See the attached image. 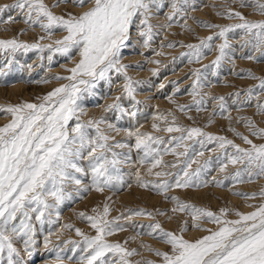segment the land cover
<instances>
[{"label":"snow or ice","instance_id":"1","mask_svg":"<svg viewBox=\"0 0 264 264\" xmlns=\"http://www.w3.org/2000/svg\"><path fill=\"white\" fill-rule=\"evenodd\" d=\"M69 2L86 10L81 13L56 15L44 0H16L14 4L0 6V15L5 11L19 10L26 24L30 27L39 26L48 35H51L55 29L66 32L61 39L54 41V49L52 44H29L13 38L0 40V50L15 53L21 49L24 51L36 49L42 52L47 48L69 57L72 51L76 50L80 56L79 61L67 70L70 72L69 76L54 77L66 79L69 83L62 84L47 93L42 97L41 103L23 102L0 108V112L10 114L12 117L9 123L0 126V264H3L5 254L7 264H26L21 249L15 246L14 241L22 242L23 252L28 257L33 255L36 245V225L33 220L41 227L46 222L54 223L51 220L52 214L55 213L58 218L60 206L66 199H71L69 185L77 186V192H87L91 189L103 192L105 188L113 187L114 182L123 183L120 165L130 162L131 154L117 152L114 149H130L133 145L115 141V138L109 134L112 131L118 133L123 130L127 132L128 137L135 138L134 147L143 152L140 163L149 165L147 171L150 175L156 177L172 175L165 171L153 172V169L164 164V153L171 151L178 157H185L184 168L181 169L183 174L176 173L174 182L169 180L146 182L140 176L139 170L137 171L136 181L140 186L147 188L151 185L165 195L172 187L194 186V178L198 180L201 172L211 163L205 161L194 172H189L188 169L192 164H199V161L190 156L188 146L183 143L186 140H195L201 148L206 143L215 142L221 149L226 150L228 147L234 149V153L231 154L225 151L224 156L233 165H244L242 170L235 173V178L241 177L242 173H247L250 179L264 175V144H254L239 132L236 135L250 147L242 148L226 137L212 135L199 127L185 128L175 123V117L164 131L180 133V135L172 136L167 142L162 137L142 132L139 128L121 129L115 124L107 123L103 116L99 119L82 121L81 117L86 115V112L81 101L86 94L94 95V89L101 81L111 86L113 73L123 77L124 96L135 102L133 104L135 108V104L139 103L135 100V93L143 82L133 80L128 75L127 69L130 65L121 63L122 50L129 46L133 28L143 40L144 47H149L150 41L159 34L155 29L169 28L171 23L159 26L151 23L154 10L159 11L165 6L163 0H57L55 6ZM188 3L189 0H173L172 12L167 16V20L172 21L176 14L183 13L184 6ZM244 3L245 0H241L242 6ZM258 11L264 15V3L258 4ZM228 16L236 17L242 22L220 27L198 21L205 27L220 30L215 37L209 36L199 44L181 45L190 49L182 55L198 62L203 58L205 49L211 50V41L217 37L222 38L223 42L218 45L219 54L212 62V66L218 68L221 61L230 54L229 50L232 46L228 40V33L237 29L244 30L245 34L251 37L246 44L252 45L258 51L264 48V20L250 21L240 12L232 11H229ZM8 21H14V17L10 15ZM39 39L43 40L45 37L41 36ZM174 46L175 43L168 44V47ZM160 54L162 53H157ZM261 56L264 57V51L261 52ZM245 58L258 59L253 56ZM48 59L51 60L52 57L49 56ZM208 67V65L204 66L205 69ZM247 74L257 79L251 72ZM193 75L196 77L192 84L193 105H180L179 109L182 112L190 110L192 106L200 111L205 104L200 93V89L204 86L202 79L204 74L200 69H196ZM160 87L163 88L164 85ZM258 87L264 90V79H260ZM254 91L251 88L248 90L249 97ZM196 96H200V99H195ZM213 99L223 101L224 97H213ZM120 100L121 97L117 96L115 102L108 105L106 110L118 111L121 116L128 114L135 117L137 112L135 110L128 112ZM169 100L171 101V97ZM220 108L223 109L224 105L221 104ZM257 108L264 112V104H258ZM156 119L167 122L166 117L163 116H158ZM101 124H107V128H101ZM246 124L252 135L264 137V128H257L251 120H247ZM152 127L156 131L160 130L159 124L154 123ZM110 141L114 142L110 143ZM166 143L174 144V147L171 149L165 147L161 150L160 146ZM180 147H184L185 150L177 153L176 148ZM203 154V151L195 153L199 156ZM226 166V164L222 165L221 170L223 171ZM89 177L91 183L85 185L84 180ZM195 186L200 185L195 184ZM260 195L264 196V190ZM171 199L175 203L171 211L190 214L192 227L200 228L202 218L221 226L216 231L205 229L208 235L188 240L183 235L188 230L187 222L179 228L178 233L165 231L158 222L149 225L153 233L158 232V238L170 245V252L153 249L155 254L162 258L163 264H264V204L247 214L237 211L236 215L239 219L227 220L222 219L227 215V209H221L220 215H217L208 209L181 201L178 197L173 196ZM93 211L96 212L95 216L79 214L87 219L96 231L95 236L89 237L80 229H76L77 234L83 237L82 252L87 253L80 256V261L86 264H132L128 257L136 254L135 249L129 250L118 242L111 243L106 239L114 232L124 230V226L117 222L121 217L108 220L110 209L107 204L102 211L99 209ZM132 214L152 215L144 210ZM64 227L72 226L64 225ZM47 243L49 241L46 239L45 244ZM109 253L116 256L117 260L109 259ZM57 259L59 260V253ZM147 264H155V262L148 261Z\"/></svg>","mask_w":264,"mask_h":264},{"label":"rangeland","instance_id":"2","mask_svg":"<svg viewBox=\"0 0 264 264\" xmlns=\"http://www.w3.org/2000/svg\"><path fill=\"white\" fill-rule=\"evenodd\" d=\"M15 2L16 0H0V6L11 5ZM172 2L173 0H163L165 6L159 11L154 10L155 14L151 21L158 26L171 23V27H157L155 31L159 34L150 41L149 47H144L143 40L133 28L129 46L122 50L121 63L130 65L127 69L128 75L133 80L143 82L135 93V100L139 103L133 108L135 102L125 97L123 93V77H118L113 73L111 86L101 81L94 89V95H85L81 104L86 115L82 116L81 120L99 119L103 116L107 123L115 124L121 129L139 128L140 131L162 137L167 142L172 136L180 135V133L164 131L175 117V123L178 125L185 128L199 127L212 135L226 137L242 148H248L250 145L237 136V132L247 136L254 144H264V137L252 135L246 124L247 120H251L257 128H264V112L257 108L258 104H264V90L258 87L260 79H264V57L261 56L264 48L258 51L252 45L246 44L251 37L246 35L244 30L237 29L228 33V40L232 46L229 56L221 61L218 68H215L212 62L219 54L218 45L223 42L222 38H214L211 41V50L205 49L203 58L198 62L182 55L190 49L181 46L199 44L201 40L209 36L215 37L220 30L205 27L198 21L220 27L242 22L236 17L229 18V11L240 12L250 21L264 20V15L258 11V4L264 3V0H245L243 6L241 0H194V3L193 0H189L188 5L184 6L185 11L176 14L172 21H168L167 16L172 12ZM44 3L56 15L75 14L86 10L71 2L61 3L58 7L55 6L57 0H44ZM10 15L14 17L12 22L8 21ZM64 35L66 32L60 29H55L51 35H48L39 26L30 27L25 23L24 16L19 10L5 11L0 15V40L15 38L29 44H52L54 49V41L61 39ZM41 36L45 39L40 40ZM169 43H175V46L168 47ZM157 53L162 54L157 55ZM49 56L52 57L51 60L48 59ZM247 56L258 59H247L245 58ZM79 59L80 56L76 50L72 51L70 57L47 48L42 52L36 49L28 51L21 49L15 53L0 50V73H2L0 74V108L23 102L41 103L42 97L47 93L62 84L69 83L66 79H55L54 77L69 76L70 72L67 70L72 68ZM205 65L209 67L205 69ZM196 69H200L204 74L202 78L204 86L200 89V93L205 104L200 111L192 106L190 110L182 112L179 109L180 105H193L192 84L196 79L193 75ZM248 72H251L257 79L250 77ZM161 85L164 87L161 88ZM250 88L255 90L251 97L248 95ZM117 96L121 97L120 103L128 112L134 110L137 112L135 117L128 114L121 116L118 111L106 110L108 105L115 102ZM221 96L224 97L223 101L213 99V97ZM195 99H200V96H196ZM221 104L224 105L223 109L220 108ZM158 116L166 117L167 122L156 119ZM11 119L10 114L0 112V126L6 125ZM154 123L160 125L159 131L153 129ZM100 127L106 129L107 124H101ZM109 134L115 138V141L133 145L130 149H114L117 152H130L131 154L130 162L120 165L123 183L114 182L113 187L105 188L103 192L95 189L77 192V186L69 185L68 191L71 192V199H66L60 206L58 218L55 213L52 214L51 220L54 223L46 222L41 227L33 220L36 225V245L33 255L28 257L23 252L22 242L14 241L15 246L21 249V255L26 264H86L79 259L81 255H87V253L82 252L83 237L77 234L76 229H80L84 235L89 237L95 236L96 231L91 227L90 222L79 214L95 216L96 212L93 209L102 211L105 204L110 209L107 219L113 220L121 217L117 222L124 226V230L114 232L106 239L111 243L118 242L129 250L135 249L136 254L128 257L132 264H137V262L147 264L148 261L163 264L162 258L158 257L153 249L162 252L171 251L170 245L158 238V232L153 233L149 225L158 222L165 231L178 233L179 228L187 222L188 230L183 235L188 240L208 235L205 229L216 231L221 226L202 218L200 228L192 227L190 214L171 211L175 207L171 199L173 196L197 207L208 209L217 215H220L221 209H227V215L222 217L227 220L239 219L236 215L237 211L247 214L264 204V196L260 195L264 190V175L250 179L247 173H242L241 177L235 178V173L242 170L244 165H233L227 161L224 152L234 153L235 150L231 147L226 150L221 149L213 142L206 143L201 148L195 140L184 141L192 159L199 161V164H192L188 169L189 172H194L205 161H211V163L201 172L198 180L194 178L195 184L200 186L194 184L187 188L172 187L165 195L152 188L151 185L147 188L140 186L136 181L137 171L139 170L140 176L146 182L161 180L174 182L176 173L183 174L181 169L184 168L185 157H178L171 151L164 153V164L153 169V172L165 171L172 175L156 177L148 173V164L140 163L143 152L134 147V137H128L127 132L123 130L118 133L112 131ZM113 142L110 141V143ZM165 147L171 149L174 144L166 143L160 146L161 150ZM184 150V147L176 148L177 153ZM201 151L204 153L203 156L195 155ZM224 164L227 166L222 171L221 166ZM171 165H176V167H171ZM217 181L222 183L217 184ZM90 183V177L84 180L85 185ZM138 210H144L152 215L132 214ZM159 212L166 214L159 215ZM64 225L72 227H64ZM46 239L49 241L47 245L45 244ZM57 253H59V260ZM108 255L109 259L117 260V257L111 253ZM3 264H7L6 254Z\"/></svg>","mask_w":264,"mask_h":264}]
</instances>
